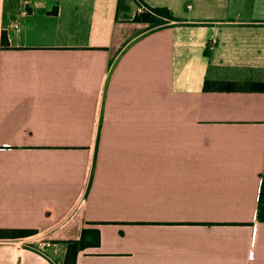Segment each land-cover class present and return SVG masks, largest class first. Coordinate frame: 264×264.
<instances>
[{
	"label": "crops",
	"instance_id": "1",
	"mask_svg": "<svg viewBox=\"0 0 264 264\" xmlns=\"http://www.w3.org/2000/svg\"><path fill=\"white\" fill-rule=\"evenodd\" d=\"M205 80L264 82V0H0V264H264V92Z\"/></svg>",
	"mask_w": 264,
	"mask_h": 264
},
{
	"label": "trees",
	"instance_id": "2",
	"mask_svg": "<svg viewBox=\"0 0 264 264\" xmlns=\"http://www.w3.org/2000/svg\"><path fill=\"white\" fill-rule=\"evenodd\" d=\"M144 5V4H143ZM149 12L138 13L133 17V21L148 23L151 29H160L170 24H179L181 19L176 18L167 7H148ZM2 47H7V36L4 32L1 35ZM203 91L211 92H264V82L261 81H210L205 80ZM34 229H7L0 228V239H15L34 235ZM66 252L61 264H76L78 254L100 244V233L96 228H84L80 237L75 240H67Z\"/></svg>",
	"mask_w": 264,
	"mask_h": 264
},
{
	"label": "built area",
	"instance_id": "3",
	"mask_svg": "<svg viewBox=\"0 0 264 264\" xmlns=\"http://www.w3.org/2000/svg\"><path fill=\"white\" fill-rule=\"evenodd\" d=\"M15 1L18 3L19 17L24 18L29 14V10L32 8L36 0H15ZM144 12H149V9L145 5L139 4L137 6V13H144ZM20 25H21L20 19H17L16 21L13 22L14 28H19ZM31 236H28L27 238L29 239ZM25 245L28 247H33L39 252H43L47 247L51 246V243L48 241H38V242L27 241Z\"/></svg>",
	"mask_w": 264,
	"mask_h": 264
},
{
	"label": "rangeland",
	"instance_id": "4",
	"mask_svg": "<svg viewBox=\"0 0 264 264\" xmlns=\"http://www.w3.org/2000/svg\"><path fill=\"white\" fill-rule=\"evenodd\" d=\"M13 2H14V1H13ZM136 14H138V13H137V9H136ZM149 29H150V28H149V27H147V30H149Z\"/></svg>",
	"mask_w": 264,
	"mask_h": 264
}]
</instances>
